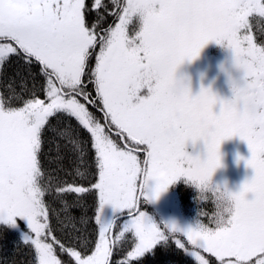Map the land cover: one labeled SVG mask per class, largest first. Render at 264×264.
Returning a JSON list of instances; mask_svg holds the SVG:
<instances>
[{"label":"snow or ice","instance_id":"1","mask_svg":"<svg viewBox=\"0 0 264 264\" xmlns=\"http://www.w3.org/2000/svg\"><path fill=\"white\" fill-rule=\"evenodd\" d=\"M109 11L117 19L102 26ZM254 14L264 17V0H0V71L16 65L0 92V232L16 233V248L34 250L32 264H133L173 242L198 264H210L200 250L219 264H264V41L254 40ZM132 20L137 27L129 31ZM209 40L226 42L241 70L231 98L204 87L192 95L174 76ZM232 135L247 143L250 154L237 159L253 172L229 192L226 221L197 219L180 229L141 210V196L155 199L181 175L203 185ZM198 139L203 158L185 151L186 141ZM61 142L73 166L59 165L64 176L53 191L42 156L46 143ZM131 144L142 146V162ZM89 147L94 171L84 167ZM76 175L87 185L68 178ZM89 193L91 216L83 201ZM46 196L63 202V216ZM105 204L126 218L105 222ZM89 221L94 237L82 227Z\"/></svg>","mask_w":264,"mask_h":264},{"label":"rangeland","instance_id":"2","mask_svg":"<svg viewBox=\"0 0 264 264\" xmlns=\"http://www.w3.org/2000/svg\"><path fill=\"white\" fill-rule=\"evenodd\" d=\"M133 21L134 28L137 27L135 20ZM130 21L129 24L132 22ZM133 28V29H134ZM215 40L207 41L199 50L198 55L191 60L185 58L175 69L174 76L180 78L189 87L190 93L195 95L200 88L210 87L219 98H231L232 90L228 83V76L223 68H228L231 62L232 52L226 46V42L222 44L221 50H218L216 57L210 56L209 46ZM220 48V47H219ZM233 77H239L241 70L231 69ZM219 104L213 105V110L216 111ZM185 151L192 155L204 157V144L201 140L195 142L188 140L185 143ZM220 163L213 171L210 177V183H222L231 191H237L241 183L252 175L251 167L245 165L244 159H237V156L247 157L249 149L247 143L238 135H232L223 139L219 146ZM183 179L186 184L187 192L185 194L183 205L180 209L179 199L173 190L164 188L155 199H149L147 196H142L147 202L152 203L157 212L160 213L163 223L174 222L178 228L184 229L188 226H195L197 219L209 222V214L212 211L211 199L204 200L200 198L199 189L187 180L184 176H179L166 187H172L178 179ZM154 181L148 180V188L146 191L150 193L151 186ZM249 197L251 194H247ZM111 204H105L101 210L102 218L105 222L113 221L114 216L118 214Z\"/></svg>","mask_w":264,"mask_h":264},{"label":"trees","instance_id":"3","mask_svg":"<svg viewBox=\"0 0 264 264\" xmlns=\"http://www.w3.org/2000/svg\"><path fill=\"white\" fill-rule=\"evenodd\" d=\"M105 3L113 4L115 5L117 2L124 3L126 0H104ZM115 19L117 17H113L111 12L109 11L105 15V19L102 22V26H107L110 23L115 22ZM250 24L253 27V36L254 40L256 42L264 41V17H260L258 14H254L252 19L250 20ZM134 28L133 21L128 25L129 31H131ZM220 47V48H219ZM222 44L216 41H212V43L209 46L210 50V56L216 57L218 53H216L218 50H221ZM94 55L92 57V62L94 63ZM16 65L13 63L11 64L6 70L0 71V92H3L6 90L7 83L12 76L13 71L15 70ZM89 90H91L94 94V88L91 87L89 84ZM91 110L97 115V117L103 121V113L99 111V108L91 107ZM85 136H87L86 133H83ZM112 138L116 140L117 143H120L121 145L124 144V141H122L119 138V135L116 132H111ZM131 147L134 148L136 154L140 157L141 162L143 161V153L140 151V147L135 144H131ZM46 155L42 156V163L44 168L46 169V178L47 173H51L53 177V191H55V187L57 186L55 181L59 179L60 177L64 176V169L60 168L59 165L63 164L64 168L72 167V163L69 159L71 153L69 150L63 145V142H61L59 148H57V145L55 143L49 145L46 143ZM63 153V159H59L58 153ZM93 152L89 147V152L87 155V164L84 167H87L90 171H94V166L91 164ZM79 163V162H77ZM70 180L75 179L76 182L81 183L83 185H87V178H81L79 175L68 177ZM183 179H178L172 187H166V190H173L177 194V197L179 199L180 209L184 207L183 202L185 198V194L187 192L186 184ZM46 199L50 200L53 204V206L59 211L60 215L63 216L64 208H63V202L61 200H57L52 196H46ZM67 199L71 200L72 196L69 195ZM141 203L139 207L142 211L146 213L147 216H149L153 222L157 223L158 225L164 224L161 218V215L159 212H157L156 208L152 203L147 202L142 196L140 197ZM83 201L86 204V208L84 211L87 215L91 216L93 213V205L95 203V197L94 194L89 193L83 197ZM72 213H75L77 216L80 215L81 209L80 208H72ZM126 217L121 216L119 213L114 216L115 222L114 226L119 225L123 219ZM113 219V220H114ZM85 228L88 235L91 237L95 236V229L96 226L94 224V221H89V223L85 226H82ZM67 227L65 228V231H67ZM58 235H63V233L58 232ZM17 239V234L14 232H0V264H32V261L34 260V250L29 249L27 247L21 246L19 248L15 247L14 241ZM186 241V238H184ZM94 242V241H93ZM128 248L127 243L124 245V251H126ZM78 251L85 252V249L78 247ZM90 251V249H88ZM201 254L205 256L206 259L210 261V264H219V261L217 258L211 254L204 252L203 250H200ZM57 255L61 259H69L70 254L67 253H60L59 249L57 248ZM148 255V254H146ZM119 257H113V259H118ZM73 264H74V258H73ZM133 264H198V261L191 256L189 253H184L182 249H180L178 246L174 244V242L170 245L167 252H165L163 249L160 248L159 245H157L156 249V255L155 256H146L142 261H134Z\"/></svg>","mask_w":264,"mask_h":264},{"label":"clouds","instance_id":"4","mask_svg":"<svg viewBox=\"0 0 264 264\" xmlns=\"http://www.w3.org/2000/svg\"><path fill=\"white\" fill-rule=\"evenodd\" d=\"M233 68L240 70L239 67L234 63L233 58L231 56L230 66L228 68H223V70L226 72L228 76V83L232 90V95H233L234 87L239 86L242 80V73L239 75V77L232 76L231 69ZM177 79L180 80L182 83H184L182 79L180 78ZM204 88L209 89L215 96H217L216 93L213 92L210 87H204ZM222 99H228V98H222ZM215 168L212 170L207 181L203 185L198 186V189L201 199L204 200L211 199L212 211L209 214V219H211L214 223H220L226 221L231 213L233 202L231 200V197L229 196V192H233V191L228 189L226 185L222 183H210V177L213 171L215 170Z\"/></svg>","mask_w":264,"mask_h":264},{"label":"water","instance_id":"5","mask_svg":"<svg viewBox=\"0 0 264 264\" xmlns=\"http://www.w3.org/2000/svg\"><path fill=\"white\" fill-rule=\"evenodd\" d=\"M112 222H113V224H114V222H115V219H114Z\"/></svg>","mask_w":264,"mask_h":264}]
</instances>
